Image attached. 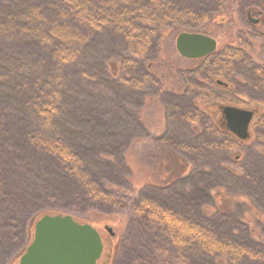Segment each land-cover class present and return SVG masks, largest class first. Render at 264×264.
<instances>
[{
	"label": "trees",
	"instance_id": "1",
	"mask_svg": "<svg viewBox=\"0 0 264 264\" xmlns=\"http://www.w3.org/2000/svg\"><path fill=\"white\" fill-rule=\"evenodd\" d=\"M245 8L264 14V0H0V264H18L45 214L93 227L125 218L111 264H186L178 261L186 253L208 264H264V70L227 42L249 35L238 25ZM218 24L226 30L216 52L153 77L169 32L210 36ZM217 77L262 105L241 138L258 147L256 170L236 167L242 140L199 107ZM145 82L167 100L169 124L144 156L146 143L87 125L106 119L82 111L78 94L103 92L115 112L128 107L134 117L127 99L146 104ZM212 165L242 192L208 179Z\"/></svg>",
	"mask_w": 264,
	"mask_h": 264
},
{
	"label": "rangeland",
	"instance_id": "2",
	"mask_svg": "<svg viewBox=\"0 0 264 264\" xmlns=\"http://www.w3.org/2000/svg\"><path fill=\"white\" fill-rule=\"evenodd\" d=\"M246 8L243 12H241V17L239 20L238 25H241L246 33L249 35H241L240 34H230L227 42L232 41L235 44L242 43L244 47H246L245 51L249 53V55L252 57V60L257 62L258 64H264V14H258V13H251V15L246 14ZM248 17L259 19V23H252L249 21ZM226 27H230L227 26ZM221 24L213 25V33L210 35L218 40V42L221 44L222 37L220 35H224V31L226 28ZM243 30V29H242ZM222 31V33H221ZM176 31L169 32L168 35L165 36L163 39V42L161 44V47L159 48V56L155 60L154 64L149 67L151 73L153 74V77L155 79L160 78L162 81L163 78L166 76V74L171 70V63L174 64H180V65H189L192 66L195 62L193 61H187L182 59L179 55V53L176 50L175 47V39L179 32L175 33ZM221 33V34H220ZM237 33V31H236ZM220 34V35H219ZM238 35V36H237ZM251 36V37H249ZM239 38V39H238ZM248 38H251L248 40ZM231 39V40H230ZM224 41V37L222 39ZM226 40V39H225ZM241 40V41H240ZM247 44H244L245 42ZM219 45V44H218ZM196 64V63H195ZM104 82V81H103ZM105 83V82H104ZM163 83V82H162ZM101 84H103L101 82ZM105 85V84H104ZM145 95L147 96V102L146 104L143 102L142 105H140L135 98H128V106L132 107L133 110H135V116L132 117V115L129 112V108L127 107L128 113L125 112H115L113 107V104L110 100V98L104 94L103 92L94 91L93 93L89 92H80L78 94V99H80L79 107L82 111L86 113H94L96 115H104L106 121L102 123L101 125L94 124V120L89 121L87 125H91L94 127L104 126L107 130V133H117L121 137L124 135L128 136L130 135L131 138L136 139L135 145L146 143V146L144 147V156L146 155V149L149 147L150 143L156 138H159L163 131L168 128L169 119L166 120L167 110H168V102L167 100L161 102L157 97H155V91L153 89V85L151 82H145L143 84ZM169 90V87L166 88ZM219 97H223L222 93H216ZM249 96V95H248ZM152 97V98H150ZM214 98L213 100H206L199 102V107L203 109L206 113L208 111V107L212 105V103L216 106L222 104H225L222 99ZM254 100L250 102V104L246 105L248 108H253L256 113L259 112V110L262 108V105L259 101H257V97L253 96ZM166 106H162L164 104ZM111 105V106H110ZM140 106L142 108H140ZM140 109V112H139ZM73 117L72 119H74ZM89 125V126H90ZM171 129V128H170ZM250 131V130H249ZM258 147L255 143V141L250 138H246V140L241 142V146L238 150H235L232 154L231 161H234V164L237 168L242 164H247V167H250L253 170H256L257 168L254 167L253 163L256 162L255 153L257 151ZM236 156V157H235ZM234 157L236 160H234ZM147 158V157H146ZM215 158H217V162L219 161L220 164L224 163V159L222 156H218L217 154L212 155L211 160L214 161ZM216 162V163H217ZM253 162V163H252ZM135 166V165H134ZM145 172L140 174L138 171H133L134 177H136V182H141V178L139 177L143 176L147 170H148V163H146L145 166ZM211 167H209V170L207 172V178L214 182L222 184L223 187L227 185V181L229 180V177L227 173L221 169L211 170ZM136 170L139 168L136 166ZM196 170H193L187 174H185L182 178H187L190 175L194 176ZM135 179V178H134ZM147 184V182H146ZM239 188V187H238ZM228 191H241V189H229L227 186L224 188ZM120 220V221H119ZM118 221L114 223H105L104 225L100 226H94L95 229L99 232L102 243L104 244V251L102 252L100 258L97 260L96 264H111V260L113 257V251L115 249V246L118 245L119 242H121V237H118L120 231H122L126 225V219L121 217ZM121 223V224H119ZM112 228L113 232L116 233V236L114 238H110L109 233L105 229V226H108ZM124 225V227H123ZM124 232V231H123ZM160 249L168 250L169 252L174 253L177 250L176 245H170L168 242H163L160 244ZM180 252V255L183 254L180 250L177 251ZM185 254V253H184ZM186 255H189L188 257L184 258L188 261L184 260H178L180 263L181 261L186 264H208L206 259L200 256V254L197 253H186ZM190 261V262H189ZM210 264V263H209Z\"/></svg>",
	"mask_w": 264,
	"mask_h": 264
},
{
	"label": "water",
	"instance_id": "3",
	"mask_svg": "<svg viewBox=\"0 0 264 264\" xmlns=\"http://www.w3.org/2000/svg\"><path fill=\"white\" fill-rule=\"evenodd\" d=\"M248 19L252 23L258 21ZM216 45L214 37L199 32L183 31L175 39L177 52L185 58L205 56L213 52ZM217 82L223 84L220 79ZM247 119L241 126L242 131L235 130L239 136L246 132ZM105 229L114 235L111 227L105 226ZM102 249L101 236L90 223H80L70 214H45L35 222L33 239L18 264H96Z\"/></svg>",
	"mask_w": 264,
	"mask_h": 264
},
{
	"label": "flooded vegetation",
	"instance_id": "4",
	"mask_svg": "<svg viewBox=\"0 0 264 264\" xmlns=\"http://www.w3.org/2000/svg\"><path fill=\"white\" fill-rule=\"evenodd\" d=\"M249 18V17H248ZM259 23V19L257 21ZM256 24V23H254ZM217 42V40H216ZM242 43L239 42V45ZM218 47V43L216 45V49L211 52L214 53L216 52ZM209 53V54H211ZM208 55V54H207ZM206 56V55H205ZM204 57V56H202ZM202 57L199 58H185L181 57L184 60L187 61H197V59H201ZM225 61V60H224ZM255 62V61H253ZM256 66L260 70H264V64H258L255 62ZM220 79L223 84L218 83L217 80ZM214 84V89H213V94L210 96V99L213 100L216 98L218 95L216 93H222L223 97L219 96L217 97L218 99H222L225 104H222V106L210 105L208 107L207 113L211 117V122L215 123L218 125V127L223 128L225 130H230L229 133L234 136L235 138L238 136L240 137V141L245 140L241 138L247 137L249 134V130L251 129V125L256 118L257 114L256 111L253 108H248L246 105L250 104L252 102V99H249L243 95L239 89H237V84L232 81V78H220L217 77L213 80ZM234 109V110H233ZM248 116V117H247ZM248 118V119H247ZM246 121V132L242 136H239V133L236 132L235 130H240L242 131V124L243 122ZM229 122V123H228ZM239 140V139H238ZM236 157V156H235Z\"/></svg>",
	"mask_w": 264,
	"mask_h": 264
}]
</instances>
